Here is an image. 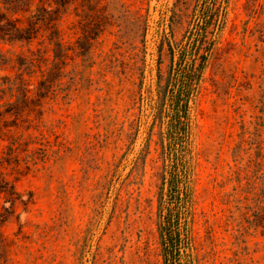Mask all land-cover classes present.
Instances as JSON below:
<instances>
[{
    "label": "rangeland",
    "instance_id": "obj_1",
    "mask_svg": "<svg viewBox=\"0 0 264 264\" xmlns=\"http://www.w3.org/2000/svg\"><path fill=\"white\" fill-rule=\"evenodd\" d=\"M70 1L0 39V81L31 88L0 114V264H264V0Z\"/></svg>",
    "mask_w": 264,
    "mask_h": 264
},
{
    "label": "trees",
    "instance_id": "obj_2",
    "mask_svg": "<svg viewBox=\"0 0 264 264\" xmlns=\"http://www.w3.org/2000/svg\"><path fill=\"white\" fill-rule=\"evenodd\" d=\"M35 0H0V4H3L0 6V31L2 32V35L0 36V39H5V35L9 33H13L11 36H9L10 41H30L34 36H32V29H37L36 25L38 21H30V26H26L24 24L22 16H24L26 13L30 11V8ZM43 1V0H41ZM71 1L63 0L62 4H69ZM45 11H48L47 8H44ZM51 10V9H50ZM10 14V15H9ZM22 15V16H21ZM13 16V17H10ZM41 18H37V20H40ZM44 19V18H43ZM15 33V34H14ZM37 29V34H38ZM56 33H59V29H56L52 31V35ZM56 46L59 47V42H56ZM38 54L35 57H26V66L29 69H33L38 65L39 61L41 59L47 60L46 52L47 50H38ZM86 52H82V55H85L87 57L89 54V50L87 48L85 49ZM4 59L3 55L0 54V60ZM59 61V49L58 52L55 53L53 58V64L58 63ZM30 71V72H34ZM47 79H43L41 81V84H46ZM55 81H49V86L52 87L54 85ZM168 88V82L164 83V85L160 89V96H159V103L158 104H164L166 99H168L171 106H173L172 110V116L174 119L172 120V124L176 126H181L184 124L187 116H189V101L191 98V95H186L184 93H181L179 90H175L171 95H168L167 92ZM30 81L26 79L24 76H19L17 79L12 81L9 78H6V81L1 82L0 81V101L3 98H7L6 101L0 102V114L1 109L3 107L5 111H12L13 107L17 106L18 104H21V102H24L30 97ZM20 136L14 138L12 141L10 147L8 158H11L13 153L15 152L17 146L16 144L20 143ZM18 160V158H16ZM0 162H3V160L0 158ZM177 178V176H171L168 178V183L170 185V188H173V181ZM0 180L2 178L0 177ZM4 181V180H2ZM7 183V182H5ZM171 207L169 206V210ZM161 226V239L163 242L164 249H170V252L165 253V262L168 261V257H173V254L175 252H178L181 250L179 245V238H180V225H176L175 220L173 217L167 218L163 224H160Z\"/></svg>",
    "mask_w": 264,
    "mask_h": 264
}]
</instances>
